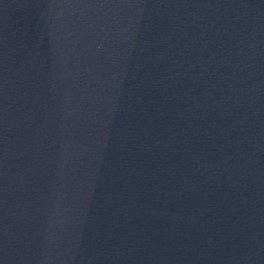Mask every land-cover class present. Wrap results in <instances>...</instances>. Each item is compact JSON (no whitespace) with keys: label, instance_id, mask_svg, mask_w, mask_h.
Masks as SVG:
<instances>
[{"label":"water","instance_id":"water-1","mask_svg":"<svg viewBox=\"0 0 264 264\" xmlns=\"http://www.w3.org/2000/svg\"><path fill=\"white\" fill-rule=\"evenodd\" d=\"M0 264H264V0H0Z\"/></svg>","mask_w":264,"mask_h":264}]
</instances>
